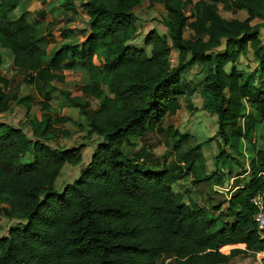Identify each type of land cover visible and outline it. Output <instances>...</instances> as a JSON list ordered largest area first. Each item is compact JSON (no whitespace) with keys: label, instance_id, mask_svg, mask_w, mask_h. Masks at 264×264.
Masks as SVG:
<instances>
[{"label":"trees","instance_id":"16d2710c","mask_svg":"<svg viewBox=\"0 0 264 264\" xmlns=\"http://www.w3.org/2000/svg\"><path fill=\"white\" fill-rule=\"evenodd\" d=\"M74 1L58 4L65 14H74ZM141 1L81 0L87 16L85 36L79 41L60 28L57 41L51 25L58 18L48 20L42 33L28 20L27 11L12 16L20 0H0V48L10 52L11 64L30 73L28 84L37 91L43 83L63 82L60 71L65 66L86 71L80 94L66 88L59 93L66 106L77 108L86 119L85 136L101 138L79 176L56 190L63 165L77 164L83 145L51 147L47 141L59 132L67 134L51 132L53 124L71 119L34 116L29 120L32 138L21 127L0 121V216L17 220L0 236V264H159V257L170 258L172 264H227L237 255L264 252L251 203L255 194L264 193V144L256 148L252 139L264 119V83L242 81L236 66L227 68L249 43L264 69V36L260 39V26L251 23L255 17L264 18V0H199L192 6L190 23L184 10L191 0H147L149 5H163L171 40L169 44L151 29L144 38L149 52L127 43L137 32L134 9ZM217 2L225 9H245L248 17L227 20L218 14ZM188 25L196 39L184 38ZM49 42L56 45L47 50ZM223 42L224 50H212ZM172 48L189 52L190 58L171 66ZM5 62L0 53V67ZM196 62H207L210 69L200 95L202 108L216 116L222 146L214 166L231 158L242 168L239 176L249 173L217 204L191 198L183 202L173 188L182 176L180 168H190L186 158L203 160L201 143L185 150L177 163L164 160L160 169L135 162L117 146L133 144L131 137L155 131L165 116L176 113L181 75ZM8 82L0 73V112L9 110L2 89ZM84 96L97 99L98 107L91 111ZM22 100L29 110L31 97L18 102ZM244 115L248 120L241 127ZM174 136L186 137L177 131ZM245 142L251 143L246 165L241 161ZM26 152L31 159L21 162ZM212 172L196 176L193 183L210 180L216 185L215 177L223 184L221 173L216 175L215 168ZM233 246L239 247L227 254L220 251Z\"/></svg>","mask_w":264,"mask_h":264},{"label":"rangeland","instance_id":"374dc122","mask_svg":"<svg viewBox=\"0 0 264 264\" xmlns=\"http://www.w3.org/2000/svg\"><path fill=\"white\" fill-rule=\"evenodd\" d=\"M50 3L56 0H45ZM81 0H75L77 8L76 13L72 14L73 17L64 21L65 16H61L51 25L53 27V35L59 39L60 28L66 32L71 38L83 39L85 36L87 16L81 7ZM185 8V13L190 16L188 23L193 21L191 16L193 13L192 6L199 0H191ZM204 3H210L212 0H203ZM217 12L227 20L237 19L244 20L248 17L245 9H225L222 3L217 2ZM46 3L42 4L33 0H20L18 6L13 10L12 16H18L22 10L27 11L26 15L30 22L38 24L42 33H45L47 27L40 23V14L38 10L45 7ZM44 9V8H43ZM136 15V28L137 32L133 39L128 41L129 45L138 48H144L149 52L150 46L144 44L146 34L154 29L160 36L164 37L170 44L171 40L168 35L166 26V11L161 4L149 5L147 0H142L139 6L134 9ZM51 15L47 19H51ZM46 21V19H45ZM252 24H258L259 33L258 37L261 39L264 36V18L255 17L251 20ZM45 28V29H44ZM198 36L194 33L193 29L188 25L184 30L185 39H196ZM207 37L202 40L206 41ZM47 40V39H46ZM48 41V40H47ZM225 48V42L219 46L212 47L214 51H221ZM209 52V51H208ZM0 53L5 57L6 62L0 67V73L8 79V86L2 87L6 98L9 102V110L0 112V121L7 122L13 126L21 127L28 137L32 138L29 120L32 117H41L43 113H48L53 119L57 117H69L71 120L64 123L53 124L51 132L55 130L66 131L67 134L58 133L54 138L47 141L51 147H75L83 145L81 152V160L77 164L65 163L59 176L54 182L56 190H61L63 185L76 179L80 170L89 162L95 145L100 141V137L92 135L85 136L87 130L86 119L79 114L75 107H69L64 104L63 98L59 93V89L66 88L72 94H80V87L87 81L88 75L86 71L79 68H72L65 66L60 73L64 75L63 82L51 81L43 83L39 91L35 90L33 86L28 84V77L30 73L23 69L15 68L10 60L11 54L7 50L0 48ZM190 58V53H180L177 49L170 50L169 61L171 66H176L180 63H185ZM236 66L242 73V81L253 82L257 84L264 83V69L261 70V65L258 58L248 43L243 51H240L233 64H228L227 68ZM210 69L207 62H196L186 66L185 71L181 75L179 83V90L181 91L179 97V109L173 115H167L161 121L160 127L153 132H147L142 137H131L130 140L134 143L127 145L124 142H118L117 146L122 150L126 157L131 158L137 163L152 169L163 168V161L171 164L177 163L181 159L179 156L189 147L201 143L200 151L203 155V160L186 158L185 162L190 167L180 168L182 176L179 178L173 188L178 194V200L187 202L189 198L197 201L199 204L208 205V203L217 204L223 201L230 191L232 183L237 180L243 181L248 179L249 173L245 178L237 177L239 173H243L242 168L235 160L225 158L221 162V166H214V157L217 155L221 146L220 138L217 136V121L216 116L207 112L202 108V98L200 90L202 85L209 78ZM49 94V97L47 95ZM31 97V104L29 110L26 109L25 104L18 100L26 97ZM89 101V109L92 111L98 107L97 99L93 97L84 96ZM46 105V106H45ZM248 107L244 109L245 115L248 113ZM240 120L241 127L247 123V117ZM174 131L186 135L182 140L174 136ZM256 148L261 149L264 144V119L260 126L253 135ZM251 143L245 142L244 159L241 161L247 163V149ZM145 147V149H144ZM143 151L142 154H140ZM230 155L238 157L231 150ZM31 152L24 153L20 160L21 162H28L31 159ZM181 167L182 164H179ZM215 168V174L221 173L224 178L223 184H220L219 178L214 185L210 180L193 183V179L197 176L203 177L210 174ZM221 169V170H219ZM213 173V172H212ZM219 177V175H218ZM238 182V181H237ZM226 207L222 205V209ZM225 211V210H224ZM17 223V220L8 219L0 216V236L7 234L8 228ZM239 246L229 247L228 249H220L223 253H229L232 248ZM243 248V247H240ZM264 258L263 253H254L250 256L237 255L233 257L227 264H262ZM159 264H172V260L166 257H159Z\"/></svg>","mask_w":264,"mask_h":264},{"label":"crops","instance_id":"0c3cea01","mask_svg":"<svg viewBox=\"0 0 264 264\" xmlns=\"http://www.w3.org/2000/svg\"><path fill=\"white\" fill-rule=\"evenodd\" d=\"M45 1V0H44ZM39 3H41V2H39ZM45 3H46V5H48V6H46V9H45V7H43V8H41L40 10H38V12L40 13V11L42 10V12L44 13V17L42 16V15H40V17H41V19H40V23H43V24H46L47 23V21L48 20H54V18H60L61 16H65V18H64V21H67V17L68 16H71V17H73V15L71 14V13H68V12H66V13H68V15L67 14H65L63 11H62V9H61V7L59 6V4H58V0H56L55 2H52V3H50V1H48V3H47V1H45ZM45 3H42V4H45ZM25 11H26V9H25ZM22 12H23V10H22ZM42 12H41V14H42ZM48 15H51L50 17H51V19H47V16ZM45 19H46V21H45ZM71 38V37H70ZM57 39V38H56ZM60 39H57V41H59ZM79 41H81L82 39H78ZM56 45V42H49L48 44H47V50H50L53 46H55ZM10 62H11V60H10ZM248 174L246 173V174H244V175H238L237 177L239 178V177H241V178H245L246 176H247ZM239 181V180H238ZM246 180H243V181H239V183H244ZM234 182L232 183V186L230 187L231 189H230V191L228 192V194L226 195V197H228V195H230L231 194V192L233 191V189H234ZM259 253H263V252H259Z\"/></svg>","mask_w":264,"mask_h":264},{"label":"built area","instance_id":"2783aa9c","mask_svg":"<svg viewBox=\"0 0 264 264\" xmlns=\"http://www.w3.org/2000/svg\"><path fill=\"white\" fill-rule=\"evenodd\" d=\"M251 203L256 208L255 221L258 232L264 236V193H257L251 198Z\"/></svg>","mask_w":264,"mask_h":264}]
</instances>
